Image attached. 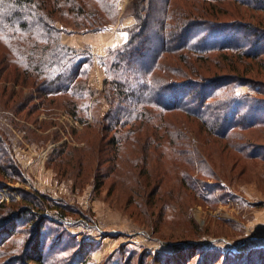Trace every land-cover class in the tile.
I'll use <instances>...</instances> for the list:
<instances>
[{"label": "trees", "instance_id": "16d2710c", "mask_svg": "<svg viewBox=\"0 0 264 264\" xmlns=\"http://www.w3.org/2000/svg\"><path fill=\"white\" fill-rule=\"evenodd\" d=\"M230 1L236 8L235 14L246 16L241 10H250V18H225L230 12L221 4ZM119 2L0 0V91L6 94L9 89L10 85L4 83L19 85L23 80L22 84L35 87L43 109L54 106V97L66 96L65 105L69 103L70 114L85 123L83 114L89 111L96 92L88 79L98 61L105 73L99 96L105 97L110 105L99 120L102 130L112 135L107 141L113 147L112 157L107 156L109 172L116 168L114 161L120 146L124 148L136 142L137 134L147 128L155 130L153 136L158 131L162 138L165 133L169 138L167 146L182 148L173 139L180 132L167 118L172 112L195 119L211 137L227 144L230 141L241 157L264 162V142L253 140L248 134L254 130L264 134V81L232 73L206 76L205 66L197 64L208 60L213 52H230L255 61L264 69V23L261 24L264 0H134L131 11L136 21L127 27L128 38L124 43L108 46L103 54L94 55L91 46L73 47L62 41L63 33L77 30L98 33L117 24L121 17ZM256 14L260 15L256 16L258 19L253 18ZM62 18L73 23L71 31L68 32V24ZM60 22L64 26L59 27ZM226 58L232 60L229 65L236 69L233 57ZM11 69L16 76L13 80L9 78ZM239 86H248L250 92H238ZM27 105L21 102L16 113H22ZM131 139L134 140L128 142ZM155 142L150 145L159 147ZM185 146L186 149L176 152L177 156L193 155L189 157L190 164L199 160L194 169L199 166L201 172L213 176L204 154L200 159L196 157L200 147L196 146L198 152L194 155L189 143ZM7 151L6 137L0 135V174L10 179L20 177L22 169L17 161L11 172L6 167ZM99 177L97 171L96 190L103 185ZM200 179L185 172L183 183L203 194L207 183L201 184ZM38 198L29 199L28 206L17 207L13 202L8 215L0 220V264H91L90 249L82 259L67 256L68 247H61L60 243L46 244V238L54 235L59 239L65 234L49 235L46 222H53L54 216L61 220L56 224H62L67 207L64 209L66 205L48 198L44 200V196L42 200ZM45 209L46 212L57 209L59 213L50 215ZM35 224L39 225L38 230L33 228ZM212 251L221 254L218 249ZM118 252L119 249L112 251L102 263L109 264ZM251 254L256 255L255 261L248 264H264V244L254 248ZM225 259L224 264H240L238 258L229 262ZM207 262L214 264L213 259Z\"/></svg>", "mask_w": 264, "mask_h": 264}, {"label": "rangeland", "instance_id": "374dc122", "mask_svg": "<svg viewBox=\"0 0 264 264\" xmlns=\"http://www.w3.org/2000/svg\"><path fill=\"white\" fill-rule=\"evenodd\" d=\"M120 1H129L132 6L134 0ZM221 5L229 9L230 14L225 15L228 19L250 18L249 13H252L242 9L246 16L235 14L236 8L231 1ZM131 6L126 12L132 13ZM256 16L253 18L258 19ZM62 20L68 24V32L71 31L73 23ZM58 26L64 25L60 22ZM74 33L82 36L89 32L67 33L69 40L79 36ZM92 52L94 55L99 53L94 49ZM209 56L208 60L197 61L198 65L205 66L203 73L206 76L232 73L264 81V69L255 61L230 52H213ZM226 57H233L236 69L229 65L232 60L227 61ZM96 64L103 70L98 62ZM94 67L88 82L96 92L89 111L82 113L86 117L85 123L70 114L69 103L65 105L66 96L54 97V106L43 109L42 99L32 84H22L23 80L19 85L4 83L10 85L6 94L0 91V135L6 137L9 147L6 167L11 172L17 161L22 175L10 179L0 174V220L8 215V207L13 202L17 207L28 206L29 199L39 196L42 200L44 196V200L66 205L64 209L67 207L62 224L58 226L56 222L61 220L54 216L53 222H46L49 235L65 234L59 239L54 235L51 239L46 238V244L60 243L61 247H68L67 256L82 259L86 258L85 251L90 249L91 264H103L108 260L105 257L118 249L119 255L109 264H209L207 260L210 259L214 264H224L225 258L227 262L238 258L240 264L252 261L256 255L251 251L264 244L263 238L259 240L264 236L262 159L241 157L230 141L227 144L225 140L213 138L195 119L172 112L167 118L180 132L173 137L183 146L179 149H186L185 144L189 143L195 155L198 152L196 146L200 147L201 152L196 157L200 159L204 154L213 176L201 172L199 166L194 169L199 160L190 164L193 155L177 156L179 149L166 145L169 138L165 133L162 138L158 131L153 136L155 130L152 128L134 136L136 142L124 148L120 146L114 161L116 168L109 172L107 156L112 157L113 147L107 145V141L112 135L102 130L99 120L110 105L105 97L99 96L104 70L103 75L94 73ZM8 72L10 79L16 78L13 69ZM237 90L250 92L248 86H239ZM21 102L28 105L17 114ZM248 134L253 140L264 142V134L255 130ZM155 141L159 147L150 145ZM97 171H100L99 181L103 183L99 190L95 189ZM185 172L201 177V184L207 183L203 194L192 191L183 183ZM44 212L57 216L59 210L46 212L45 209ZM33 228L38 230L39 225L35 224ZM213 249H218L221 254L215 255Z\"/></svg>", "mask_w": 264, "mask_h": 264}, {"label": "crops", "instance_id": "0c3cea01", "mask_svg": "<svg viewBox=\"0 0 264 264\" xmlns=\"http://www.w3.org/2000/svg\"><path fill=\"white\" fill-rule=\"evenodd\" d=\"M129 1H120V10H121V20L114 25H111L109 28L98 32V33H87V34H76L79 35L76 36V40H69V36H66L67 34H64L62 36V41L73 47H83L85 45L91 46L92 49L95 51L98 50V54H103L106 47L108 46H115L124 43L128 38V32L127 27L133 25L136 21L134 15L130 13L129 11L126 12L127 8L131 6V4L128 3ZM124 14V16H123ZM73 36V35H72ZM67 37V39H65ZM96 61L95 63H97ZM94 69H96L98 72H100L103 75V70H100L99 66L96 64ZM264 239V236L259 237Z\"/></svg>", "mask_w": 264, "mask_h": 264}, {"label": "built area", "instance_id": "2783aa9c", "mask_svg": "<svg viewBox=\"0 0 264 264\" xmlns=\"http://www.w3.org/2000/svg\"><path fill=\"white\" fill-rule=\"evenodd\" d=\"M94 73H98V71L96 69H94L93 71ZM99 79V78H98ZM101 83V80L99 81Z\"/></svg>", "mask_w": 264, "mask_h": 264}]
</instances>
